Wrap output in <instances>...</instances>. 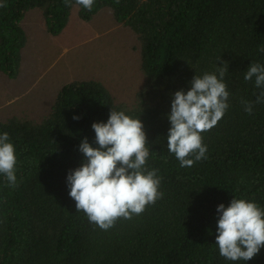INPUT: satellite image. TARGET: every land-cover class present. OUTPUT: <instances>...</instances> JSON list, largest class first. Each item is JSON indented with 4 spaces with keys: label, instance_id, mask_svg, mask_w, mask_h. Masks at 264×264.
<instances>
[{
    "label": "trees",
    "instance_id": "16d2710c",
    "mask_svg": "<svg viewBox=\"0 0 264 264\" xmlns=\"http://www.w3.org/2000/svg\"><path fill=\"white\" fill-rule=\"evenodd\" d=\"M0 3V74L9 79L19 73L27 42L21 21L32 9L50 36L63 31L73 10L88 22L109 9L135 35L141 73L134 107L96 79H74L41 119L0 120L17 157V186L0 174V264H264V247L251 260L229 261L216 244L218 205L237 198L264 208V103H253L251 115L242 103L261 91L244 75L252 62L264 64V0H95L91 11L75 0L71 7L63 0ZM223 61L229 108L202 133L206 158L181 167L167 147L174 93ZM111 109L142 121L146 167L159 170L163 196L102 230L77 212L67 175L83 162L82 140L96 146L92 124L106 123Z\"/></svg>",
    "mask_w": 264,
    "mask_h": 264
},
{
    "label": "clouds",
    "instance_id": "9594fccd",
    "mask_svg": "<svg viewBox=\"0 0 264 264\" xmlns=\"http://www.w3.org/2000/svg\"><path fill=\"white\" fill-rule=\"evenodd\" d=\"M95 0H75L77 5L92 10ZM119 4L120 0H115ZM65 7L72 0H63ZM0 7L6 4L0 3ZM264 53V47H258ZM216 72L195 75L186 92L174 93L171 127L167 135L168 151L175 155L181 167H191L206 158L207 145L202 133L211 130L225 115L229 104V92L224 82L228 62L223 61ZM261 91L255 102L242 100L249 115L253 103H264V64L252 62L244 75ZM78 120V116L73 117ZM95 145L85 137L79 145L83 162L70 170L67 184L69 196L76 202L77 212L83 211L90 222L102 230L113 227L118 218L131 219L143 213L148 205L162 198L159 191L161 177L158 169L149 170L146 162L150 151L144 125L124 111L111 109L107 122H94ZM16 150L8 132L0 134V174L12 187L17 186ZM216 244L222 257L229 261L253 259L264 247V208L247 199L233 198L225 207H217Z\"/></svg>",
    "mask_w": 264,
    "mask_h": 264
},
{
    "label": "rangeland",
    "instance_id": "374dc122",
    "mask_svg": "<svg viewBox=\"0 0 264 264\" xmlns=\"http://www.w3.org/2000/svg\"><path fill=\"white\" fill-rule=\"evenodd\" d=\"M21 24L27 42L19 73L14 79L0 74V120L10 116L41 119L57 90L74 79H96L117 102L135 106L141 82L138 43L109 9L88 22L78 20L73 10L57 36L46 33L37 9L28 11Z\"/></svg>",
    "mask_w": 264,
    "mask_h": 264
}]
</instances>
